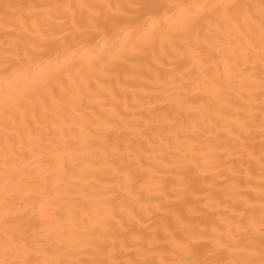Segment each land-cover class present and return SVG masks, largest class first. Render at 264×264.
I'll list each match as a JSON object with an SVG mask.
<instances>
[{"label": "bare ground", "instance_id": "6f19581e", "mask_svg": "<svg viewBox=\"0 0 264 264\" xmlns=\"http://www.w3.org/2000/svg\"><path fill=\"white\" fill-rule=\"evenodd\" d=\"M0 264H264V0H0Z\"/></svg>", "mask_w": 264, "mask_h": 264}]
</instances>
